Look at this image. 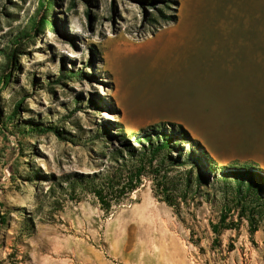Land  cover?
Here are the masks:
<instances>
[{"label":"rangeland","instance_id":"1","mask_svg":"<svg viewBox=\"0 0 264 264\" xmlns=\"http://www.w3.org/2000/svg\"><path fill=\"white\" fill-rule=\"evenodd\" d=\"M50 1L0 0V264H264V216L250 234L218 171H203L177 210L149 178L109 213L60 189L62 177L107 170L106 131L117 145L162 123L182 125L215 166L264 170L218 148L233 125L257 139L264 0ZM176 146L175 182L200 153Z\"/></svg>","mask_w":264,"mask_h":264},{"label":"trees","instance_id":"2","mask_svg":"<svg viewBox=\"0 0 264 264\" xmlns=\"http://www.w3.org/2000/svg\"><path fill=\"white\" fill-rule=\"evenodd\" d=\"M52 5V1L46 0L45 9ZM46 20L45 14L38 19L37 24H42ZM166 124L170 125L171 131L163 128L164 123L154 125L150 130H142L141 134L132 133L133 140L121 136L117 145L112 142L116 134L109 135L106 131L105 138L110 144L107 153H103L109 162L107 170L92 174H73L71 178L70 175L62 177L64 179L62 181L68 183L67 187L60 189L68 190L75 201H79L84 194H89L95 199L100 210L109 213L141 185L143 178H149L153 184V196L177 210L179 203L185 202L192 192L194 181L204 178L203 171L211 173L215 170L221 173L219 178L224 182H232L235 185H229L232 186L229 189L235 195L236 203L240 205L239 216L247 220L250 234L255 233L259 221L255 215L264 216V170L215 166L214 159L199 142L192 139L182 125ZM44 130L59 134L53 126ZM178 141L196 145L200 153L197 155L194 152L187 153L192 167L180 172L175 182V176H169V171L184 162L172 155V152L178 149L176 146ZM193 168L196 170L195 174ZM237 225L231 222L222 228L235 229Z\"/></svg>","mask_w":264,"mask_h":264},{"label":"crops","instance_id":"3","mask_svg":"<svg viewBox=\"0 0 264 264\" xmlns=\"http://www.w3.org/2000/svg\"><path fill=\"white\" fill-rule=\"evenodd\" d=\"M258 64H260V61L258 62ZM252 115L253 123L254 125H256L255 129H257V139H252L253 137H251V134L244 133L239 136L238 132L240 129L233 125L236 128L235 130L237 131V133H234V137H232L226 145H221L218 148L222 149L223 151H226L229 155L237 154L238 157L242 158H254L264 160V107L263 110L255 107ZM195 128L196 129L194 136L198 140H200L202 144L208 147L212 152L217 151V148L211 143V141L208 143V140L204 138V136L201 134L202 132L199 130L198 124H196ZM260 166L264 167V165Z\"/></svg>","mask_w":264,"mask_h":264},{"label":"bare ground","instance_id":"4","mask_svg":"<svg viewBox=\"0 0 264 264\" xmlns=\"http://www.w3.org/2000/svg\"><path fill=\"white\" fill-rule=\"evenodd\" d=\"M154 45H155V42L153 44L148 43V44H146V46H144V48H148L149 50H151V48L154 47ZM125 51H126V53L125 54L122 53L123 55L129 54L130 52H138V48L137 47H131V48L130 47H126ZM120 56H121V54H120ZM121 58L122 57H120V59ZM123 58H125V57H123ZM130 62H133V61H130Z\"/></svg>","mask_w":264,"mask_h":264}]
</instances>
